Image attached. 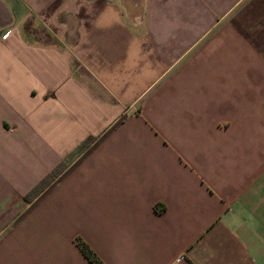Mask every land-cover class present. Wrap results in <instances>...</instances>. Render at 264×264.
I'll use <instances>...</instances> for the list:
<instances>
[{"label": "crops", "instance_id": "crops-1", "mask_svg": "<svg viewBox=\"0 0 264 264\" xmlns=\"http://www.w3.org/2000/svg\"><path fill=\"white\" fill-rule=\"evenodd\" d=\"M76 238L264 264V0H0V264H91Z\"/></svg>", "mask_w": 264, "mask_h": 264}, {"label": "trees", "instance_id": "trees-1", "mask_svg": "<svg viewBox=\"0 0 264 264\" xmlns=\"http://www.w3.org/2000/svg\"><path fill=\"white\" fill-rule=\"evenodd\" d=\"M67 168L68 164L65 162H62L58 166H56L51 173H49L39 184H37L30 191V193L26 196V200L28 202H33V200L41 195L46 189H48L65 172ZM77 239V246L91 264H103L97 254L86 242H84L81 238Z\"/></svg>", "mask_w": 264, "mask_h": 264}, {"label": "rangeland", "instance_id": "rangeland-1", "mask_svg": "<svg viewBox=\"0 0 264 264\" xmlns=\"http://www.w3.org/2000/svg\"><path fill=\"white\" fill-rule=\"evenodd\" d=\"M77 241H78V239L76 238V239H75V242L77 243Z\"/></svg>", "mask_w": 264, "mask_h": 264}]
</instances>
